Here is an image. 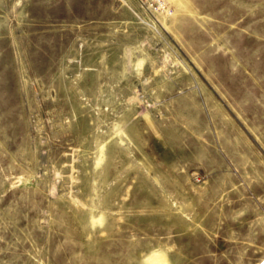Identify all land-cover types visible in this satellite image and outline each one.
Returning a JSON list of instances; mask_svg holds the SVG:
<instances>
[{
    "label": "rangeland",
    "instance_id": "rangeland-1",
    "mask_svg": "<svg viewBox=\"0 0 264 264\" xmlns=\"http://www.w3.org/2000/svg\"><path fill=\"white\" fill-rule=\"evenodd\" d=\"M0 0V264L264 262V0Z\"/></svg>",
    "mask_w": 264,
    "mask_h": 264
},
{
    "label": "built area",
    "instance_id": "built-area-1",
    "mask_svg": "<svg viewBox=\"0 0 264 264\" xmlns=\"http://www.w3.org/2000/svg\"><path fill=\"white\" fill-rule=\"evenodd\" d=\"M140 3L150 11L159 12L168 10L167 14H171L172 10L166 8L167 4L164 0H139Z\"/></svg>",
    "mask_w": 264,
    "mask_h": 264
},
{
    "label": "bare ground",
    "instance_id": "bare-ground-1",
    "mask_svg": "<svg viewBox=\"0 0 264 264\" xmlns=\"http://www.w3.org/2000/svg\"><path fill=\"white\" fill-rule=\"evenodd\" d=\"M164 1H165V0H164ZM165 2H166V1H165ZM166 4H167V3H166ZM166 8L171 9V8L168 6V4H167ZM163 12L167 14V13H168V10H166V11H159V13H163ZM262 264H264V262H263Z\"/></svg>",
    "mask_w": 264,
    "mask_h": 264
}]
</instances>
